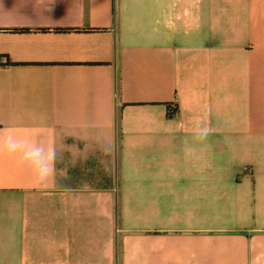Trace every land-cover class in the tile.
Instances as JSON below:
<instances>
[{"label":"crops","instance_id":"0c3cea01","mask_svg":"<svg viewBox=\"0 0 264 264\" xmlns=\"http://www.w3.org/2000/svg\"><path fill=\"white\" fill-rule=\"evenodd\" d=\"M0 264H264V0H0Z\"/></svg>","mask_w":264,"mask_h":264},{"label":"clouds","instance_id":"9594fccd","mask_svg":"<svg viewBox=\"0 0 264 264\" xmlns=\"http://www.w3.org/2000/svg\"><path fill=\"white\" fill-rule=\"evenodd\" d=\"M6 143L9 151L19 153L21 162L31 166L39 179H44L54 170V162L56 160V150L54 147L46 150L42 146L28 144L12 136L7 138Z\"/></svg>","mask_w":264,"mask_h":264},{"label":"trees","instance_id":"16d2710c","mask_svg":"<svg viewBox=\"0 0 264 264\" xmlns=\"http://www.w3.org/2000/svg\"><path fill=\"white\" fill-rule=\"evenodd\" d=\"M172 107H170V112H172V109H171Z\"/></svg>","mask_w":264,"mask_h":264}]
</instances>
